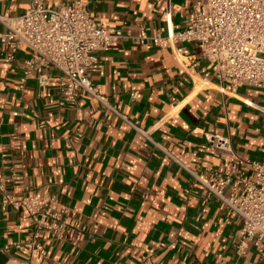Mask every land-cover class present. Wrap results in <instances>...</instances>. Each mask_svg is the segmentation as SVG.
Masks as SVG:
<instances>
[{"label": "crops", "instance_id": "crops-1", "mask_svg": "<svg viewBox=\"0 0 264 264\" xmlns=\"http://www.w3.org/2000/svg\"><path fill=\"white\" fill-rule=\"evenodd\" d=\"M82 1L100 26L168 35L185 24L176 6L198 0ZM29 4L0 0V14L21 15ZM7 56L0 42V185L17 198L55 194L69 207L64 237L44 233L46 253L35 252L32 264H139L147 254V264H264L253 243L238 253L240 216L181 164L226 166L208 134L229 136L239 156L264 161L263 88L221 81L195 44L123 40L99 53L92 79L149 138L88 93L67 103L54 68L45 85L35 73L22 83L28 48ZM1 198L0 190V264H18L26 253L4 247L33 222L25 209L6 213Z\"/></svg>", "mask_w": 264, "mask_h": 264}, {"label": "built area", "instance_id": "built-area-1", "mask_svg": "<svg viewBox=\"0 0 264 264\" xmlns=\"http://www.w3.org/2000/svg\"><path fill=\"white\" fill-rule=\"evenodd\" d=\"M167 1L170 4V0ZM179 10L185 14L183 28L163 35V28L150 34L142 26L140 33L134 35L123 27L100 26L91 17L85 1L62 2L52 7L47 6L45 0H30L21 15L0 14V21L7 27L5 32H0V42L7 46L9 60H14L21 48L31 51L23 67L22 83L35 73L39 83L45 85L47 70L54 68L60 73L59 85L67 103L78 104L80 95L88 93L151 138L148 131L110 102L92 79L93 71L101 67L99 53L123 40L173 50L180 43L195 44L201 57L213 64L221 81L264 89V0H198L177 5L175 11ZM258 107L264 111V104ZM207 139L213 150L226 156V166L181 163L182 166L240 216L238 253L243 255L250 243L263 250L264 161L239 156L229 136L208 134ZM0 190L6 213L10 208H22L33 222L25 238L7 244L4 250L25 252L27 258L18 264H32L35 252L46 253L42 246L44 233L57 239L64 237L69 207L55 194L28 192L17 198L8 193L3 184ZM149 257V254L143 256L139 264H147Z\"/></svg>", "mask_w": 264, "mask_h": 264}]
</instances>
